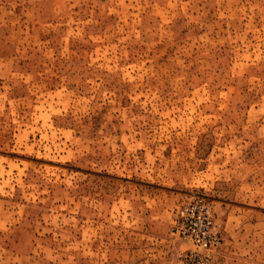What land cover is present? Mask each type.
Listing matches in <instances>:
<instances>
[{
	"label": "rangeland",
	"instance_id": "obj_1",
	"mask_svg": "<svg viewBox=\"0 0 264 264\" xmlns=\"http://www.w3.org/2000/svg\"><path fill=\"white\" fill-rule=\"evenodd\" d=\"M264 264V0H0V264Z\"/></svg>",
	"mask_w": 264,
	"mask_h": 264
},
{
	"label": "built area",
	"instance_id": "obj_2",
	"mask_svg": "<svg viewBox=\"0 0 264 264\" xmlns=\"http://www.w3.org/2000/svg\"><path fill=\"white\" fill-rule=\"evenodd\" d=\"M173 234L186 245L176 254L175 264H212L222 242V229L209 201L186 195L174 214Z\"/></svg>",
	"mask_w": 264,
	"mask_h": 264
}]
</instances>
